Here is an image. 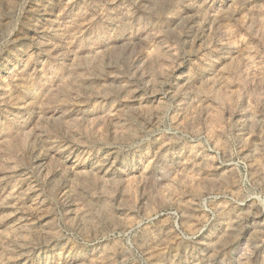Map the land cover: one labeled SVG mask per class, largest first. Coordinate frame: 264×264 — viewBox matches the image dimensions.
Returning a JSON list of instances; mask_svg holds the SVG:
<instances>
[{
	"label": "rangeland",
	"instance_id": "rangeland-1",
	"mask_svg": "<svg viewBox=\"0 0 264 264\" xmlns=\"http://www.w3.org/2000/svg\"><path fill=\"white\" fill-rule=\"evenodd\" d=\"M0 264H264V0H0Z\"/></svg>",
	"mask_w": 264,
	"mask_h": 264
}]
</instances>
